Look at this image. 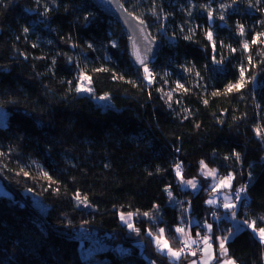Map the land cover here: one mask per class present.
Returning a JSON list of instances; mask_svg holds the SVG:
<instances>
[{
    "label": "trees",
    "instance_id": "trees-1",
    "mask_svg": "<svg viewBox=\"0 0 264 264\" xmlns=\"http://www.w3.org/2000/svg\"><path fill=\"white\" fill-rule=\"evenodd\" d=\"M121 2L163 45L151 84L121 24L92 0H0V181L11 193L0 195V264H190L195 256L161 254L148 230L164 228L178 249L176 227L197 235L207 223L217 250L216 237L232 233L236 264H264L252 230L239 232L230 210L206 203L215 181L200 163L234 175L225 190L233 200L247 185L234 218L264 226V36L252 43L264 33V0ZM241 66L245 86L227 93ZM82 74L92 78L89 96L76 90ZM101 96L113 107L97 104ZM177 164L197 191L181 184ZM128 213L139 232L121 221Z\"/></svg>",
    "mask_w": 264,
    "mask_h": 264
},
{
    "label": "snow or ice",
    "instance_id": "snow-or-ice-1",
    "mask_svg": "<svg viewBox=\"0 0 264 264\" xmlns=\"http://www.w3.org/2000/svg\"><path fill=\"white\" fill-rule=\"evenodd\" d=\"M227 5H221V8H226ZM208 17L209 20L212 19V10H209L208 12ZM221 20L224 19L223 15H220L219 17ZM141 24H143V21H140ZM25 31H27V29H25ZM245 32L244 26L243 25H239V33L241 35H243ZM206 37L207 39L211 42L213 50H215L216 44L215 41L213 39V33L211 30H208L206 33ZM264 36V33H257L256 36L253 38L252 43L256 44L258 41H260V37ZM188 38V37H186ZM222 43V42H221ZM242 49L245 51H249V44L247 41H245L242 45ZM231 51L235 52L236 49L235 48H231ZM137 60L139 62L140 65L143 66V70L145 73V79L148 81V83H152L154 81V74L149 70L145 59L143 57H141L138 53H137ZM213 60L217 63V64H221L223 63L222 60H216L215 56L213 57ZM249 60V64H251V56L248 57ZM99 70H104V69H99ZM247 69L243 66H241L239 68V78L235 83H230L227 88H226V92L227 93H231L233 91H239L241 90L245 84H246V80H245V74H246ZM114 79H116L117 77H113ZM91 77L86 75V74H82L80 77V83L77 87V91L78 92H87V93H92L93 89L90 86L91 84ZM178 88H183V85L181 84H177ZM185 91H187V89H185ZM216 93H214L215 95ZM169 99H171V93H167ZM100 99H105L107 100L109 97L108 96H103V97H99ZM204 103H207V100L204 101ZM262 133H264V130H262L260 127L256 128V134L257 136H262ZM233 155L236 157L237 160L240 159V154L234 152ZM229 157H225V159H228ZM201 174L205 177H212L213 180L215 181V183L213 185H210V190L213 193H216L218 191H223L224 189H231L232 188V181L235 179L234 175L232 173H229L227 176H218L217 175V170L216 169H209L208 165L205 164L204 161H201ZM175 171H176V175L177 177L180 178L181 184L184 185L185 187H191L193 189H197L198 186V182L195 179L192 180H185L182 176V167L180 164H177L175 166ZM25 175H28V173H24ZM45 177H47L49 180L51 179L50 176H48V173H44L43 174ZM169 196L171 197L172 193L170 191V186H169ZM247 191V185H244L242 187H240L239 189H237L234 193H232V195L235 196V202L232 201L231 196L226 195L224 197L225 203H224V207L231 210V215L234 218L236 216V207H237V203L240 200V194L244 193ZM76 199L78 201H80L81 203H85L87 198L84 197L83 199H81L80 195L77 194L76 195ZM207 204L209 205H216L218 203L217 199H209L206 201ZM158 207V206H156ZM138 214V213H137ZM133 213H128L127 215L121 214V221H123L125 224H127L128 228L139 232V229H136L134 224L132 223V217H133ZM144 216L149 217L150 219H153V217L151 216L150 213H143ZM213 215H215V213H213ZM259 220L261 221L262 225H264V216L259 217ZM244 224H246L251 230L252 232L258 237L259 241L261 242V244H264V226H261L259 228H257L256 226V221L252 220V221H248L245 220ZM207 230L209 232L212 231V225L211 224H207ZM176 233L180 234L177 238L180 240L181 243V247L178 249H175L171 246L169 240L165 237V229L164 228H158V231L156 234H153L151 230H148V235L153 237L154 243L156 245L157 250L163 254L166 255L171 261H179L181 259L182 256H184L185 258H187L188 256H196L197 252L194 251L192 249L193 245H199V244H203L205 247L203 248H198L199 251L204 252L207 254L208 259H203L202 264H209V259H215L216 255L215 252L213 251V244L211 243V236H204V237H199V233H197V237H199V239H193L190 237V235L186 232L185 228L183 227H176L175 228ZM232 233H229L228 236H223V237H216L217 241H218V249H219V264H236V262L228 255V248L226 247L227 241L229 239V236H231ZM191 264H198L197 260H192Z\"/></svg>",
    "mask_w": 264,
    "mask_h": 264
},
{
    "label": "water",
    "instance_id": "water-1",
    "mask_svg": "<svg viewBox=\"0 0 264 264\" xmlns=\"http://www.w3.org/2000/svg\"><path fill=\"white\" fill-rule=\"evenodd\" d=\"M106 16L116 19L129 37L130 57L132 64L137 69L143 66L137 60V53L145 59L147 66L151 65L158 57L163 45L154 39L145 23L127 11L121 0H92Z\"/></svg>",
    "mask_w": 264,
    "mask_h": 264
},
{
    "label": "rangeland",
    "instance_id": "rangeland-1",
    "mask_svg": "<svg viewBox=\"0 0 264 264\" xmlns=\"http://www.w3.org/2000/svg\"><path fill=\"white\" fill-rule=\"evenodd\" d=\"M88 86V85H87ZM82 95H87V96H89V95H91V93H82ZM101 97H103V96H101ZM95 102L97 103V104H99V105H101L102 107H104V108H109V107H113V105H112V103H111V101H110V99L108 98L107 100H105V99H100L99 97H97L96 99H95ZM226 189H224L222 192H216L215 193V195L211 198V199H217V201H218V203L220 202L221 204H222V206L224 205V203H225V200H224V197L226 196V195H229V196H231V194L229 193V192H227V191H225ZM197 191V190H196ZM0 195L1 196H8V197H10L11 196V193L4 187V185L2 184V182L0 181ZM34 199H35V201L38 203V204H40V207L41 208H43V209H47V207H46V205H44V204H42L41 203V201H40V199L38 198V197H34ZM231 199H232V197H231ZM232 201L233 202H235V200H233L232 199ZM240 202V200L237 202V203H239ZM217 203V204H218ZM216 204V205H217ZM238 206V205H237ZM216 208V207H215ZM222 208V207H221ZM229 210V209H228ZM207 224H210V223H207ZM207 224H206V226H207ZM207 228V227H206ZM240 228V226H237L236 225V230L237 229H239ZM242 231V230H241ZM212 232V231H211ZM211 232L209 233V235L212 237V234H211ZM240 232V231H239ZM203 236H204V234H203ZM213 238V237H212ZM205 247V246H204ZM96 251V249L94 248V249H87V250H85L84 251V253H83V256H84V258L85 259H87V260H90L92 257H93V254H94V252ZM213 251L215 252V255H216V257H217V254L219 255V250H217L216 248H215V246L213 245ZM218 251V252H217ZM202 255H203V257L201 256L200 257V264H202V262H203V259H208V256H207V254L206 253H204V252H202ZM195 258H197V255L195 256ZM195 260H197V259H195ZM215 261H216V258L215 259H209V264H214L215 263ZM190 264H191V262H190Z\"/></svg>",
    "mask_w": 264,
    "mask_h": 264
},
{
    "label": "crops",
    "instance_id": "crops-1",
    "mask_svg": "<svg viewBox=\"0 0 264 264\" xmlns=\"http://www.w3.org/2000/svg\"><path fill=\"white\" fill-rule=\"evenodd\" d=\"M184 187H185V186H184ZM185 188H188V189H190V190H194V191H196V190L199 189V185L197 186V189H193V188H191L190 186H189V187H185ZM236 208H237V207H236ZM225 210H227V208H226ZM230 211H231V210H230ZM229 216L231 217V220H232V222H233V224H234V226H235V229H236V225H237V226H240L239 231H241V230L247 228V225L244 224V222H242V221H237L235 218L232 217V215H229ZM237 230H238V229H237ZM186 232L190 235L191 238H193V239H198L197 235H194L193 232H192L190 229H188ZM194 246L196 247V245H193L192 248H193ZM203 247H204V246H203ZM201 256L203 257L202 252H201ZM198 264H200V258H199ZM217 264H219V262H218Z\"/></svg>",
    "mask_w": 264,
    "mask_h": 264
},
{
    "label": "built area",
    "instance_id": "built-area-1",
    "mask_svg": "<svg viewBox=\"0 0 264 264\" xmlns=\"http://www.w3.org/2000/svg\"><path fill=\"white\" fill-rule=\"evenodd\" d=\"M83 232H84V231H83ZM83 232H82V233H83ZM82 233H81V234H82ZM96 233H97L96 231L88 230V231L84 232L83 235H85V234H86V235H95ZM203 234H204V236H206V235H207V236H210V235H209V231H208L207 229L203 230V231L201 232V234H199V237H204ZM199 237H198V238H199ZM198 247L202 248V247H203V244L201 243V244H199V246H196V250H195V251L197 252V261H199V258L201 257V252L197 249Z\"/></svg>",
    "mask_w": 264,
    "mask_h": 264
}]
</instances>
